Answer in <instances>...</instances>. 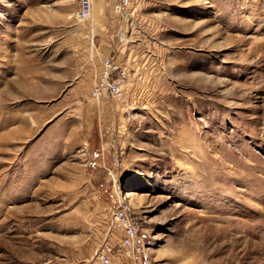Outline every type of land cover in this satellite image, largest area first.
Returning <instances> with one entry per match:
<instances>
[{
	"label": "rangeland",
	"instance_id": "obj_1",
	"mask_svg": "<svg viewBox=\"0 0 264 264\" xmlns=\"http://www.w3.org/2000/svg\"><path fill=\"white\" fill-rule=\"evenodd\" d=\"M79 1L0 0V264H131L120 207L149 264H264V0H117L99 101Z\"/></svg>",
	"mask_w": 264,
	"mask_h": 264
},
{
	"label": "built area",
	"instance_id": "obj_2",
	"mask_svg": "<svg viewBox=\"0 0 264 264\" xmlns=\"http://www.w3.org/2000/svg\"><path fill=\"white\" fill-rule=\"evenodd\" d=\"M91 12L92 0H80L74 15L81 22L87 20ZM102 64L103 67L92 87L91 96L98 101L106 96L108 98L121 97L126 77L125 71L110 56H105ZM113 228L119 234L117 245L122 256L129 259L131 264H149L144 245L140 241L137 225L128 217L124 207L114 211ZM115 246L109 241L104 242L86 264H112Z\"/></svg>",
	"mask_w": 264,
	"mask_h": 264
},
{
	"label": "crops",
	"instance_id": "obj_3",
	"mask_svg": "<svg viewBox=\"0 0 264 264\" xmlns=\"http://www.w3.org/2000/svg\"><path fill=\"white\" fill-rule=\"evenodd\" d=\"M116 1L117 0H92V12L90 19L93 23V26L95 25L102 35L99 41L100 43L97 46V58L93 61L91 67H86L83 69V76L80 79L83 81V87L81 88V94L83 96L90 95V91L103 67L102 58L109 54L110 51L112 52L114 42L110 41L111 35H109V32L107 31H110L111 27H113V30L115 28L118 14V11L114 6ZM114 60L121 66H123V63L125 62L120 57H116Z\"/></svg>",
	"mask_w": 264,
	"mask_h": 264
}]
</instances>
